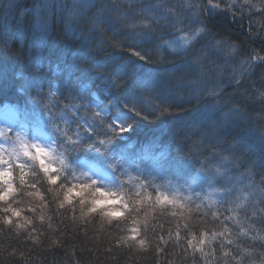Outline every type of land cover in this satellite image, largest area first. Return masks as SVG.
Listing matches in <instances>:
<instances>
[{"label":"trees","instance_id":"1","mask_svg":"<svg viewBox=\"0 0 264 264\" xmlns=\"http://www.w3.org/2000/svg\"><path fill=\"white\" fill-rule=\"evenodd\" d=\"M183 34L189 41L179 46ZM5 103L30 131L43 125L54 136L58 171L93 180L101 168L114 210L118 197L131 207L147 191L192 212L179 220L142 208L141 236L152 243L140 248L117 243L130 221L90 222L97 212L74 220L92 196L73 195L67 216L52 210L48 221L35 217L38 204L14 206L15 227L0 225V264H193L183 223L196 234L220 231L229 216L233 243L217 237L211 247L223 243L230 255L218 252L216 264H264V0H0ZM18 168L25 184L28 163ZM167 231L173 239L159 253Z\"/></svg>","mask_w":264,"mask_h":264},{"label":"snow or ice","instance_id":"2","mask_svg":"<svg viewBox=\"0 0 264 264\" xmlns=\"http://www.w3.org/2000/svg\"><path fill=\"white\" fill-rule=\"evenodd\" d=\"M21 145L23 147V142L21 141ZM37 149V152L41 155H48L43 148H40L38 145H34ZM25 155H29V152L25 150ZM34 159H40L39 156L33 157ZM41 167L48 178V182L52 185H56L58 183L59 177L53 175V167L51 164H48L44 161H41ZM3 175L5 176L4 183L7 185V191L4 192L2 199L7 200L11 197V195L15 192V187L9 181V177L11 173L9 171H4ZM96 181L91 180L89 183L79 185L74 184L70 187H67L63 193V200L60 203V207H64L66 204H71L73 200V193L79 189L77 192L78 196H83L84 193L91 191L93 193L90 199V207L87 211L81 212V216L78 218H74V220L79 221L82 220L83 217L88 216L89 214L100 212V215L103 217L104 221L107 224H112L114 221H123L125 220L129 212H134L135 216L131 219V227L128 228V232L130 233L128 236H120L117 240V243L123 242L127 243L128 241H134L140 248H146L152 241H149L146 238H142V228L141 225L145 227L148 225V212L144 211V219L141 220L139 218L140 210L143 208L150 207L153 213L156 212L157 208L160 210L161 214L165 212H169L170 215L174 218H178L179 220H186V213L188 215L191 214L192 209L187 208L185 204L180 203L176 200L175 197H170L163 192L160 194L149 193L147 191H143L142 194H137L135 199H132L131 207L129 203L124 200V198L118 197L121 201V207L119 209H103L101 205L103 204V200L97 197H104L106 195H117L115 192H106L102 189L96 188ZM38 199H42L40 193H35ZM177 209H181L177 211ZM11 213V216L5 219V222L11 224L13 222V217L20 216V211L17 209L9 208L7 210ZM196 211H199V208H196ZM208 213H205L207 215ZM211 215L217 220L221 221V218L218 213H211ZM233 217H224L221 221V227L223 230L220 231H201L199 234L193 232L187 222L183 223L182 228L185 231L186 239L185 245L182 249V252L185 256L188 255L189 250H191V259L193 264H216L218 259V252L222 254L220 259L224 257H228L230 253L224 249L223 243L220 244L219 249L212 248V242L217 239V237L222 238L223 242L228 244L233 243V240L226 235V233H230V229L225 224V221L231 220ZM45 219L43 215H41V220ZM23 227V225H19ZM161 230H163V226L161 225ZM176 232L174 234L175 241L177 243L180 242V229L181 224L177 223L176 225ZM167 239L165 235H159L158 239L155 241L156 243V251L159 253H163L166 251V245L168 244L169 240L173 239V233L171 231H167L166 233ZM207 242V244H206ZM197 254L199 256L197 257ZM199 258V259H198ZM224 264H227V261L224 260Z\"/></svg>","mask_w":264,"mask_h":264},{"label":"rangeland","instance_id":"3","mask_svg":"<svg viewBox=\"0 0 264 264\" xmlns=\"http://www.w3.org/2000/svg\"><path fill=\"white\" fill-rule=\"evenodd\" d=\"M171 19L176 25L177 22L180 24L182 22V19L174 15H171ZM188 41L189 36L186 34L176 39V43L179 46L185 45ZM21 118H25V115L21 114L19 109L14 105L7 103L0 104V183H3L5 180V176L3 175L5 165H7V171L11 173L8 179L12 181L13 162L15 168L21 170V168L18 167L25 165L27 162H32V160H35L40 167L41 161H44L52 165L54 172L58 171L59 167H61L64 162L61 160L62 158L58 157V159L56 157L54 159L52 156L54 152L53 148L55 147L54 136L47 132L43 125H38L30 131V126L26 122H23ZM21 141L23 142V147ZM34 145L43 148L48 155H41L38 153L37 149L33 147ZM25 150L29 152V155L24 154ZM35 156H39L40 159H34L33 157ZM97 168L93 171L95 172L93 180L97 182L96 187L102 190H108V180L105 178V172H103L101 168ZM77 192H74L73 195H77ZM83 195H85V193ZM112 196L113 195L104 196L103 204L101 205L103 209H113L112 204L115 202V196ZM105 204L106 206L103 207Z\"/></svg>","mask_w":264,"mask_h":264},{"label":"clouds","instance_id":"4","mask_svg":"<svg viewBox=\"0 0 264 264\" xmlns=\"http://www.w3.org/2000/svg\"><path fill=\"white\" fill-rule=\"evenodd\" d=\"M163 10H161V13ZM162 18V15L159 17ZM153 19H157V17H153ZM199 75V73H198ZM208 79H212V73H207ZM188 101L195 103L198 97L193 96L189 91ZM28 163V176L29 179L25 184H21L19 182V170L15 169L13 162V171L16 173L13 181H9L15 187V192L11 195V197L7 200L2 199L3 194L7 191V185L3 182L0 183V225L3 226V229H8L9 227H15L16 221H13V225L9 226L5 222V216L8 214V209L13 208L14 206L19 208L22 212L28 205L36 207L37 204L40 207V211L35 213V217H39L43 215L45 217V221L51 220L52 216L51 211L55 210V214L58 216H67V214L71 210L70 205H65L63 209L60 208V203L63 200V193L67 187H70L73 182L75 183H89L91 179L88 177L81 176L77 179H74L73 176L68 174L65 171H55L53 175L59 176L60 180L56 185H52L48 182L47 176L40 171L39 166L35 162H27ZM4 171L7 170V165H5ZM96 187V185H95ZM103 187V186H101ZM35 193H40L42 199H38ZM85 195L91 197L92 192L88 191ZM99 199H104V197H97ZM91 205L86 204L85 209L90 207ZM75 207L77 211H79L80 204L79 198L76 199ZM135 216L134 212H129L128 217L123 221L113 222L114 226L118 229H121V225L123 227H127L128 222ZM33 218V217H30ZM70 219V217H68ZM91 222L93 219L106 223L103 217L100 215V212L94 214V216L88 217ZM112 224V225H113ZM7 255H12V253H7Z\"/></svg>","mask_w":264,"mask_h":264}]
</instances>
